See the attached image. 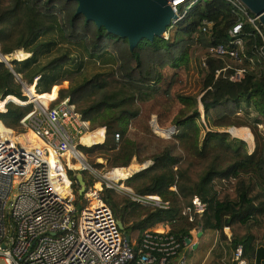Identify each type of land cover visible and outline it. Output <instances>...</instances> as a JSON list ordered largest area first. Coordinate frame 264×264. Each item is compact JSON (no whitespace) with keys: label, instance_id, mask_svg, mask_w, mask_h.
I'll return each instance as SVG.
<instances>
[{"label":"trees","instance_id":"trees-1","mask_svg":"<svg viewBox=\"0 0 264 264\" xmlns=\"http://www.w3.org/2000/svg\"><path fill=\"white\" fill-rule=\"evenodd\" d=\"M76 7L73 0H0L1 54L18 49L29 54L12 60L11 68L0 61V98L27 100L15 78L19 74L46 103L68 98L82 119L90 121L92 128L99 127L84 135H89L81 140L86 145L78 149L92 168H115L108 177L124 179L122 183L131 189V194H119L103 184L99 192L114 218L122 222V233L131 239L134 231L141 234L160 223L169 225L171 233L190 238L191 217L199 231L217 232L230 264H237L232 253L238 245L246 264H264V133L257 130L264 116V59L251 25L242 26L243 51L235 68L225 62L232 58L209 52L214 45L228 46V30L236 21L224 0L193 3L185 17L169 28L167 39H143L133 50L126 38L76 14ZM203 20L212 22L210 33L201 31ZM190 58L206 64L199 72L204 122L195 106L199 100L173 92ZM89 61L98 66L90 72L83 65ZM237 69L243 70L242 78L231 81ZM62 82L67 87L57 91ZM29 92L33 94L32 86ZM250 105L256 113L253 117ZM151 107L160 127H165V120L174 125L171 139L158 136L148 120L143 121L144 111L151 113ZM5 108L0 111L2 123L16 135L25 132L20 120L32 104L8 101ZM174 108L177 113L169 117ZM242 108L244 114L239 112ZM130 121L135 123L132 130H128ZM205 125L208 128L200 137ZM244 126L250 128L253 140ZM180 147L194 149L196 157L185 158ZM133 160L152 162L133 172L136 165L127 167ZM76 172L82 175L84 193L96 180L87 170H68L72 194L78 197ZM132 195L158 196L160 203L145 205ZM194 196L204 204L203 211L193 210ZM190 252L191 248L184 254L185 262Z\"/></svg>","mask_w":264,"mask_h":264},{"label":"built area","instance_id":"built-area-1","mask_svg":"<svg viewBox=\"0 0 264 264\" xmlns=\"http://www.w3.org/2000/svg\"><path fill=\"white\" fill-rule=\"evenodd\" d=\"M203 1H168L176 18L163 38L169 37V28L185 17L193 3ZM224 1L231 5L236 21L228 30V46L214 45L209 52L240 61L243 51L240 35L247 22L260 38L259 51L264 59V31L257 17L240 0ZM179 6L183 8L181 12ZM211 26L212 22L203 20L200 29L210 33ZM6 59L0 52V61L7 65ZM242 71L236 70L237 79L242 77ZM28 95V103L37 105L20 123L33 133L37 144L31 145L29 139L19 140L21 135L0 120V264H171L185 246L184 238L169 229L148 228L137 240L128 241L110 208L101 200L99 192L103 184L115 190L122 188L115 184L118 180L99 175L78 149L79 145H86L82 136L94 131L90 121L81 118L68 98L52 105L55 98L44 104L29 90ZM6 98H0L2 112L6 111L8 101H15ZM79 169L99 179L83 193L87 204L81 208L75 205L68 176V170ZM64 186H67L65 194L60 191ZM132 198L141 203L147 200L160 203L159 197L153 195H132ZM192 208L197 212L204 210L197 196L192 199ZM235 259L238 264H246L241 258V245L235 249Z\"/></svg>","mask_w":264,"mask_h":264},{"label":"rangeland","instance_id":"rangeland-1","mask_svg":"<svg viewBox=\"0 0 264 264\" xmlns=\"http://www.w3.org/2000/svg\"><path fill=\"white\" fill-rule=\"evenodd\" d=\"M182 9H183L182 6H179L178 7V10L180 12L182 11ZM18 51H21L23 53V55L17 57L16 56V53ZM28 55L29 54L26 53V52H24L22 49L15 50L11 54L6 55L7 56V59L6 60L8 62V64H7L8 67L9 66H12V64H11V61L12 60H17V61L18 60H23ZM225 62H226V65H229V66H232V67H235V68L238 67L237 61H230V62L225 61ZM83 65H84V68H87V71L88 72L92 71L93 66L98 67V66L92 64L90 61L89 62H85ZM203 66L206 67V64L203 65V63L200 60L198 61V60H196L194 58H190L188 60V63L186 64V67H184V68H182L180 70V72H179V78H178L175 86L173 85L174 86L173 92H175L177 94H180V95H184V96H190V97H192V98H194V99H196L198 101L200 99L202 93H203V82L200 79V74H199L200 69ZM235 73H236V71L230 77V80L231 81H237V82H239L240 81V78L237 79L236 78L237 76L235 75ZM15 78H16V81L17 82H19V83L22 84V93H23V95L26 96L27 100L26 101L20 100L21 101V102L19 101L20 103L19 102H15V101H12V102H14L16 104H27L28 101L30 100V97L28 95V90H29V86L30 85L23 83L22 80H21V76L19 74H15ZM67 85H68L67 82H62L61 84L57 85V91L60 88H64L65 89L67 87ZM33 90L35 92L34 85H33ZM8 99H12V100L18 101L16 98L11 97V96L8 97ZM41 99H43V97H41ZM172 102L176 104L175 101H172ZM31 104H32V109H33L34 106L37 105V102H32ZM1 106L2 105L0 103V107ZM195 106H197L198 109L200 110V113H201V118L200 119H201L202 122H204L202 120L203 119V112H202L203 109H202V105L200 103V100L196 103ZM242 106H245V103H243ZM152 107L154 109L156 108L155 105L152 106ZM152 107L150 108V111H149L151 113H148V109L147 108H146V112L144 111V113H143V115H144L143 121L146 118L148 120V123H149L152 131L155 134H157L158 136H160L162 138H166V139H171L172 133L175 130L174 125L169 124V120H165V121H162V123H163V125H165V127L164 128L160 127L159 124L161 123V121L159 120V117L156 114V112H153ZM193 108H190L189 111L193 110ZM177 110L178 109L174 108V111H172V113H171V115L169 117H171L175 113H177ZM250 110H252L251 111V117L255 116L256 113H255L252 105H250ZM239 112H240V114H244L243 108ZM262 120H263L262 122H259L257 124V130L259 132L264 133V116H262ZM170 121H171V119H170ZM141 124L143 126V122ZM133 128H135V123L130 121L129 124H128V130H132ZM205 128H208V125H205L204 128L201 130L200 137L203 136L204 131L206 130ZM246 128L250 131V133L252 135V140H253V134H252L250 128H248V127H246ZM160 129H162V130H160ZM166 130H169L170 132L168 133V132H166ZM22 134L29 135V137L32 138L31 133L27 129H25V132L20 133V134H17V135H22ZM230 136L232 137V135H230ZM22 137H25V136H20L18 138L21 139ZM116 137H117V134H116ZM103 138L104 137H102V140H103ZM248 143H249V145H251L252 144V141H251V143L250 142H248ZM179 150L185 156V158L191 159V158H195L196 157L195 154H194V152H195L194 149L193 150L192 149H183L182 147H180ZM73 161H75V160H73ZM98 162H101L104 165L106 164V162L102 158H99L98 159ZM151 162H152V160H144V161L138 163L135 160H133L131 162V164L137 165V169L135 171H133V172L139 171L142 167H144L146 164H150ZM113 169H115V168H111V169H108V170H106L104 168H98V169H96V171L99 173V175L104 176V177H106V176L108 177V173L111 170H113ZM76 174H77V172H76ZM78 174H81V173H78ZM94 178L96 180L95 183H97V181L99 179L97 177H94ZM122 180H124V179H119L117 182H115V184H117L119 187L122 188V189L117 188L116 189V192H118L119 194H123V193L124 194H131L132 193L131 189L128 188V187H126L122 183ZM93 186H91L90 189L93 188ZM84 187H85V183H84ZM98 187H99V185H96V188H98ZM66 188H67V186H64L63 188H60V191L63 194H65L67 192V189ZM73 196H74V201H75V199H79L78 200V202H79L78 203V205H79L78 208H81L82 206H85L87 204V201H85L84 198H83L84 194L82 196L78 195L79 198L76 197V195H73ZM158 202H160V199H158ZM142 204H145V205H156L155 201H153V200H147L145 203H142ZM189 223H191V227L193 226L195 228L194 231L191 233V240L195 244H197V248H195L194 250H192V248H191V242L189 243V248H191V252H190L191 255L189 257L190 258V262L188 264H190V263L191 264H230L227 261V258H226V256H227V249H226L224 243H222V241H220L218 239L217 232H215L213 230H203V231H199L196 228V226L194 224H192V222H189ZM225 232L229 236L227 227L225 228ZM131 235H132V239L133 240H137V238L139 237L140 233H138L137 231H134L133 234H131ZM185 246H186V244H185ZM186 251L185 250L183 251V249H182L181 252L185 254ZM206 256H207V258H206ZM232 260H233V262H237V264H238V261L235 259V252L232 253Z\"/></svg>","mask_w":264,"mask_h":264},{"label":"water","instance_id":"water-1","mask_svg":"<svg viewBox=\"0 0 264 264\" xmlns=\"http://www.w3.org/2000/svg\"><path fill=\"white\" fill-rule=\"evenodd\" d=\"M77 2L76 14H82L86 21H93L98 27L120 38H126L129 49L133 50L143 40L162 37L176 18L168 1L171 0H73ZM258 19L264 31V0H240ZM166 132H170L166 130ZM148 166L146 164L141 169ZM80 186L78 195L84 193L81 174L76 175ZM123 231V224L117 220ZM126 240L130 237L123 233ZM189 245L190 238H184ZM194 248V246H192Z\"/></svg>","mask_w":264,"mask_h":264},{"label":"crops","instance_id":"crops-1","mask_svg":"<svg viewBox=\"0 0 264 264\" xmlns=\"http://www.w3.org/2000/svg\"><path fill=\"white\" fill-rule=\"evenodd\" d=\"M90 126H91V124H90ZM92 128V127H91ZM97 128H99V127H96V128H92L93 130H95V129H97ZM242 128H246V127H242ZM104 129V128H103ZM89 136V135H88ZM88 136H82V138H81V140H86L87 138H88ZM245 141H247V140H245ZM92 142H95V139H92ZM133 166V164H131L130 166H127V167H132ZM137 166V165H136ZM110 173V172H109ZM117 173V172H116ZM96 185H98V184H96ZM190 222V221H189ZM153 229H156V230H167V229H169V225H167V224H157V225H155L154 227H152ZM194 227L192 226V227H189V234H190V242H191V248H192V250H194L195 248H197V244H195L192 240H191V233L194 231ZM192 246H194V248L192 247ZM188 248H189V245H187L186 244V246H184L183 247V251L185 250H188ZM210 250V249H209ZM206 258H207V256H206ZM185 256H184V253H182V252H180V254L175 258V259H173V261L171 262V264H188L189 262H190V258L185 262ZM191 264V263H190Z\"/></svg>","mask_w":264,"mask_h":264},{"label":"bare ground","instance_id":"bare-ground-1","mask_svg":"<svg viewBox=\"0 0 264 264\" xmlns=\"http://www.w3.org/2000/svg\"><path fill=\"white\" fill-rule=\"evenodd\" d=\"M182 1H184V0H182ZM30 86H32V89H33V85H30ZM33 94L38 98V100H39L41 103L47 104L43 99H41V95H40V94H37L36 92H34V90H33ZM0 103H1V105L3 106V101L0 100ZM2 106H1V107H2ZM1 107H0V108H1ZM160 130H162V129H160ZM29 132H30V131H29ZM92 132H93V131H92ZM30 133H31L32 138H30L29 135H21V136H25V137H24L23 139H21V140L29 139V141L31 142V143H30L31 145H32V144H37V140H36L35 136L33 135L32 132H30ZM51 160L54 161V157H52ZM130 165H131V164H130ZM130 165H129V166H130Z\"/></svg>","mask_w":264,"mask_h":264}]
</instances>
